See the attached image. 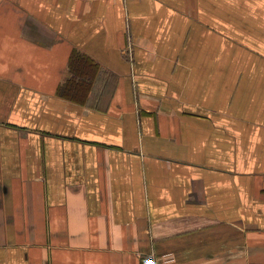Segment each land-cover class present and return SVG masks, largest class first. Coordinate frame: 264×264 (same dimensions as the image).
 Segmentation results:
<instances>
[{"label":"crops","instance_id":"0c3cea01","mask_svg":"<svg viewBox=\"0 0 264 264\" xmlns=\"http://www.w3.org/2000/svg\"><path fill=\"white\" fill-rule=\"evenodd\" d=\"M148 259L264 264V0H0V264Z\"/></svg>","mask_w":264,"mask_h":264},{"label":"trees","instance_id":"16d2710c","mask_svg":"<svg viewBox=\"0 0 264 264\" xmlns=\"http://www.w3.org/2000/svg\"><path fill=\"white\" fill-rule=\"evenodd\" d=\"M83 58L84 57L77 54L72 56L70 63V77L66 83H64L62 86L60 85V93L72 94V91H78L79 86H81L82 89V85H79L78 83L76 84L75 79L80 77L81 79H79V82H81L82 78L88 74H91L92 68H94L90 61Z\"/></svg>","mask_w":264,"mask_h":264},{"label":"built area","instance_id":"2783aa9c","mask_svg":"<svg viewBox=\"0 0 264 264\" xmlns=\"http://www.w3.org/2000/svg\"><path fill=\"white\" fill-rule=\"evenodd\" d=\"M142 264H155V262L152 259H148V260H144Z\"/></svg>","mask_w":264,"mask_h":264}]
</instances>
